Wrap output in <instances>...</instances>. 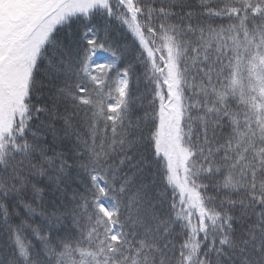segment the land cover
I'll return each mask as SVG.
<instances>
[{"label":"snow or ice","instance_id":"snow-or-ice-1","mask_svg":"<svg viewBox=\"0 0 264 264\" xmlns=\"http://www.w3.org/2000/svg\"><path fill=\"white\" fill-rule=\"evenodd\" d=\"M196 7L0 0V264H264V0ZM94 17L126 27L136 64L95 59L100 29L73 27ZM38 208L78 235L53 244L29 223Z\"/></svg>","mask_w":264,"mask_h":264},{"label":"trees","instance_id":"trees-1","mask_svg":"<svg viewBox=\"0 0 264 264\" xmlns=\"http://www.w3.org/2000/svg\"><path fill=\"white\" fill-rule=\"evenodd\" d=\"M186 2H190L192 5V10L193 11H200L199 8L196 7V5L199 3V0H186ZM84 24H93L95 25L98 29H100L98 36L101 42H105V48L107 49L106 51L98 52L95 59L98 62H109L113 59L111 56V52H115L116 57V67L123 69L126 67L128 64H136L137 56L139 55L138 51L136 50V46L133 44L134 38L131 36L130 33H128L126 27L121 26L119 21L115 20H105L102 17H94L92 20H88L86 18H81L80 20L76 21L74 24V29L76 31H80L83 29ZM105 24H107V31H105ZM65 32H68V30H64L61 32V37L64 38ZM67 38L70 40L72 38L71 32H68ZM143 72L142 67H137L136 68V73L137 75L141 74ZM114 78V74H113ZM132 92L134 96L136 97H142L143 95L146 94L145 90V82H142L139 84L138 87L133 86L132 87ZM48 99L47 95V90H45V96L40 98L39 102L46 101ZM231 103V101H230ZM142 104H146V100H137L133 109V117L139 116L142 114ZM234 108L236 107L235 104L232 105ZM62 111V110H61ZM41 119H45V117H41ZM50 123H54L56 128L59 129L61 127V123L59 121H50ZM224 132H227V129H223ZM221 132L220 129H217V134L219 135ZM48 140L52 141V137L49 135ZM70 141L68 140H62V141H56L55 143L52 144L53 147L56 148L57 151H67L68 147L70 146ZM17 159H20V157H17ZM69 163H72L70 160ZM72 176H75L76 173L73 171L71 173ZM44 179V183H41L39 187L45 188L47 192V178H42ZM204 183H209V189H208V194L212 196H217L218 199L223 198V194L218 195V191L215 189L213 185L210 184L208 180L202 181ZM72 189H79L83 190V185L81 184L80 179L74 180V182L71 183L70 187L68 188V197L70 198L73 195ZM235 199V197H232ZM43 200L46 204V211L47 212H54L56 209L52 206L51 203H48L49 201L53 200V197L51 195H45L43 197ZM39 199L37 203H39ZM57 205L61 203V201H56ZM63 203L67 205L68 207H72V205L69 203L68 200H64ZM41 209H37L36 214L33 216V220L29 221V223L32 224L33 228H41L44 229L40 234L44 235L46 233H51L53 237V244H55L56 241L63 239L67 234L71 233L73 236L78 235V231L75 228V226L71 223L70 218L64 219L62 223L56 225L55 228H49L47 224L45 223L46 221V216H41L40 215ZM13 223H19L18 220H14ZM27 241H30L31 244L33 245H38L39 246V241L38 238L31 232L28 231L25 233ZM182 242V239L177 237L174 239V243L179 245V243ZM11 243V242H9ZM0 247H3V241H0Z\"/></svg>","mask_w":264,"mask_h":264}]
</instances>
